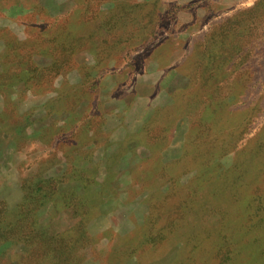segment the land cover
Here are the masks:
<instances>
[{
    "label": "rangeland",
    "instance_id": "rangeland-1",
    "mask_svg": "<svg viewBox=\"0 0 264 264\" xmlns=\"http://www.w3.org/2000/svg\"><path fill=\"white\" fill-rule=\"evenodd\" d=\"M0 116V264H264V0H0Z\"/></svg>",
    "mask_w": 264,
    "mask_h": 264
},
{
    "label": "crops",
    "instance_id": "crops-1",
    "mask_svg": "<svg viewBox=\"0 0 264 264\" xmlns=\"http://www.w3.org/2000/svg\"><path fill=\"white\" fill-rule=\"evenodd\" d=\"M101 19H102V18H101ZM79 60H80V59H79ZM154 65H155V64H154ZM155 67H156V66H155ZM118 84H119V83H118V80H116V81H115L116 88L118 87ZM0 118H1V116H0ZM1 126H2V125L0 124V129L2 128ZM4 127H5V125H4ZM2 129H3V128H2ZM3 131H4V129H3ZM4 136H7L6 133H4Z\"/></svg>",
    "mask_w": 264,
    "mask_h": 264
}]
</instances>
